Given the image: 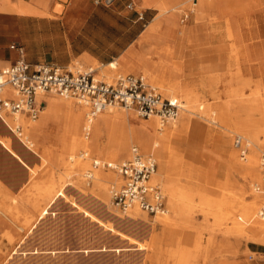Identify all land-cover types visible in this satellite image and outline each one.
<instances>
[{"label": "rangeland", "instance_id": "obj_1", "mask_svg": "<svg viewBox=\"0 0 264 264\" xmlns=\"http://www.w3.org/2000/svg\"><path fill=\"white\" fill-rule=\"evenodd\" d=\"M151 6L148 18L143 20L146 27L149 21L159 13L158 6ZM207 13H209L208 18H232L236 36L231 38L223 36L220 41L213 42L204 35L205 31H201L198 37L189 41L187 32L190 24L187 11H183L177 16L176 39L172 40L164 36L159 46L161 57L166 58L171 66L173 63L180 64L183 66V71L190 73L192 77L198 76L208 80L209 76L218 72L209 67L216 45L218 43L222 45L223 53L230 55L232 54L230 44L241 45L237 38L238 35L242 43L247 45V51L251 53L252 57L255 56V50L264 54V0H215L213 7L207 9ZM150 40L153 39L150 38ZM7 44L9 45L10 41ZM134 53L139 56L142 51L140 49ZM11 54L13 53L9 52V55ZM151 61L165 62L164 59L157 57L149 58V62ZM257 61L261 62V67L252 64L253 68L248 69V63L244 60V75L253 80H262L264 84V65H262L264 58L255 62ZM131 65L137 72L123 71L119 64L117 69H112L108 65L101 66L98 63L92 64L91 67L97 70L98 78L107 81L113 80L119 74L129 72L143 75L142 66ZM177 71L181 75V69ZM226 71L233 73L234 65L226 67ZM145 78L164 95L177 96L184 103L181 94L174 92L172 79H165L163 82L157 83L147 76ZM230 87L231 83L217 84L216 81L209 80L197 82L195 85L204 104L209 103L217 106L220 104V106H225L227 102L231 101L223 94V91ZM254 88V84L245 86L244 97L251 96ZM54 96L61 97L55 94ZM68 99L76 101L74 98ZM202 106H204L203 109L195 108L190 117L195 123L202 125L204 133L208 135L204 137L198 130L194 133L192 130L181 131V140L173 139L172 143L179 146L178 153L183 160L182 167L181 164L173 166L166 175L167 180L178 188L175 198L184 205L188 215L174 216L171 214L167 204L169 193L164 188L162 181H156L161 186L166 198L167 213L163 215L170 217V224L164 227L156 221L158 216H150L137 208L145 216L149 225L154 226L153 230L148 227L133 230L122 227L119 219L125 217L126 213L121 212L112 204L110 194L111 186L115 185L118 180L117 173L102 167L92 168L91 165L93 159L121 162L130 156L120 157L117 160L104 159V157L91 152L82 156L83 148H79L71 155L73 158L70 160L68 150L63 149L56 142L51 131H47L48 133L45 135L37 136L36 143L27 140L20 142L17 139L13 147L8 149L11 156L8 152L0 150V181H4L2 184L10 190H5V192L18 193L22 200H25L27 196L34 198V204L26 201L20 203L19 223L23 222L26 215L32 219H38V221L45 215L47 217L45 221L32 228V233L27 236L20 247H18L17 241L30 224L24 229L11 225L0 227V264H264V243L252 240L249 234L244 237L235 234L232 221L229 220L232 217L230 213L232 205L236 203L232 199L237 196H239L237 202L241 199L252 201L257 198L259 193L261 194L259 198L263 201L259 207L264 205V180L261 175L260 159L264 152L262 146L264 124L260 121L258 140L252 142L245 133L237 131L236 127L232 126L241 119H247L249 117L247 112H236L232 107L227 118L228 124L225 125L218 120L217 116L214 120V117L204 115L205 105L202 104ZM112 109L117 112L128 111L119 106H113ZM129 111L134 113L138 121L146 120L137 116L134 110L129 109ZM181 113L180 111L175 121L164 124V127L178 124ZM39 117L40 113L36 119H31L25 114L17 115V122H15L16 125L21 126L22 137L26 138L27 136L24 135L26 133L25 126L22 124L23 120L29 119L35 123L34 120L37 121ZM151 117L159 122L158 117ZM85 132L89 133V130L85 129ZM237 135H241L249 142L245 156L247 159L242 158L239 150L234 146V138ZM133 146H135L134 143L129 144V155H131ZM139 151L144 154H152L140 148ZM251 155L257 157L258 177H253V174L251 175L246 168ZM77 160L86 161V163L73 165L70 170L65 168L67 162L75 163ZM86 170L90 173L102 170L101 172L105 175L111 174V177L110 175L103 176L104 178L101 179L109 189V191L107 190L108 205L98 204L92 197L95 177L94 174L91 178L85 176L83 173ZM67 173L70 175L68 176ZM74 175L80 177L87 190H81V183L72 179ZM259 178L260 180H258ZM257 185L261 186L260 190L256 189ZM0 191V194L4 192V190ZM187 191H194L192 198L185 197ZM203 192L209 198L226 197L229 202L223 211L225 214L229 213L227 222L216 226L211 215L202 211L198 204ZM72 202L79 203L96 218L83 216L81 212L75 211L70 206ZM33 224L35 225V223ZM211 226L217 228L213 235L209 231ZM6 232L13 235L12 242L5 238ZM124 245L127 246V250L119 252L115 250L116 248L117 250L121 249ZM34 248L45 251L32 254ZM93 248H97V250H92ZM109 248L110 250H102ZM15 250L16 252L13 253Z\"/></svg>", "mask_w": 264, "mask_h": 264}, {"label": "bare ground", "instance_id": "obj_2", "mask_svg": "<svg viewBox=\"0 0 264 264\" xmlns=\"http://www.w3.org/2000/svg\"><path fill=\"white\" fill-rule=\"evenodd\" d=\"M145 1L146 4L158 6L159 13L141 34L139 44L142 54L136 56L134 51H130V55L135 58L133 65L136 64L143 67L142 72L144 77L147 76L157 83L163 82L165 79L173 80L174 92L176 94H181V98L184 102L182 103V113L179 123L164 127V125H161L157 122V119L153 117H149L144 121H138L134 113L129 111V109H127L128 111L126 112H117L110 106L104 108L95 116L90 117L88 106L85 103L68 99L70 97H57L51 93L41 94L38 95V98H44L46 104L40 111L39 119L37 121L34 120L35 123L31 122L29 119L23 120L22 124L25 126L26 134L24 135H27L26 138L22 137V132L19 133L16 130V126H18L16 125L18 114H15L13 117H7L3 114L8 115L9 113L0 112V150L10 154L11 152L8 149L13 147L17 139L20 142L27 140L36 143V140H38L37 136L45 135L48 133L47 131H51L56 142L63 147V149L68 150L70 160L73 158L71 155L79 148H83V152L81 153L82 156L91 152L109 160H117L120 157L125 158L127 156L131 157L128 153L129 144L134 143L135 147L138 149L140 148L145 152H150L155 155L158 162V170L153 175L152 180L154 182H163L164 188L169 193L167 204L171 214L174 216H179L181 214L188 215L184 205L181 204L180 200L175 198V192L178 191V188L168 181L166 177L168 171L173 166L181 164L182 167L183 164L181 155L178 153L179 146L174 145L172 140H181V131L187 132L192 130L194 133L198 130L204 137L208 135L204 133L201 127L202 125H198L190 117V114L195 108L203 109V104L205 105V109L203 110L204 115L206 114L208 117H214V120H216L215 117L217 116L219 117L218 120L222 121L225 125L228 124L227 118L232 107L235 108L236 112H247L249 114L247 119H241V121L236 122L232 126L236 127L237 131L245 133L252 142L257 141L260 123L262 122L264 124V84L262 80H253L244 75L243 63L244 60L247 61L248 69L253 68L252 64L261 67V62L255 61L264 58V54L263 52L255 50V56L252 57L251 53L247 51V45L242 43L239 35L237 38L241 45L235 46L234 43L230 44V50L232 51L230 55L228 53H223L222 45L218 43L213 50V56L209 63V67L216 69L218 72L209 76L208 80L216 81L217 84L231 83V87L223 91L225 97L229 98L231 101L227 102L225 106H220L221 104L218 106L209 103L204 104L196 90L199 87L195 88V85L197 82L208 80L199 78L198 76L192 77L190 73L183 71L182 65L180 66V64L173 63V66H171L166 58L161 57L159 46L162 37L166 36L172 40L176 39V33L178 31L177 16L183 11H187V18L189 19L188 22L190 25L187 32L189 41L198 37L201 31H205L204 35L213 42L220 41L223 36H228L229 38L234 37L236 36L234 32V20H232V18H208L209 13H207V9L213 7L215 0ZM150 38L153 40L151 41ZM148 57L162 58L165 62H149ZM230 65H234L233 73L226 71V67L228 68ZM262 65H264V61H262ZM108 67L117 69L118 63L112 61L108 64ZM178 69H181V75L177 71ZM125 71L137 72L132 65L126 68ZM103 75L106 76V74ZM253 84L255 88L251 96L244 97V87L252 86ZM85 129L89 130V133H86ZM200 133H198V135ZM262 146L264 147V141L262 142ZM85 163L86 161L82 160H77L75 163L67 162L65 168L70 170L73 165H82ZM256 167L257 157L255 155L249 156L246 168L251 175L253 174V177H258L259 174V172L256 171ZM101 171L102 170H97L95 173H91V176L94 174L95 177L94 194L92 197L98 204L108 205L109 198L107 196V190L109 191V189H107L105 183L101 181V179L104 178L103 176L108 177L110 175L111 177V174L105 175ZM88 172L89 171L86 170L83 174L88 176ZM164 173L166 174L164 175ZM67 175L69 176L70 174L67 173ZM117 176L118 180L115 182V185L120 183L119 175L116 174V178ZM72 179L81 183L82 191L87 190L79 176L74 175ZM258 180H260V178ZM3 182L0 181V190H4V192L0 194V227L11 225L24 229L25 226L27 227V225L30 224L26 228L25 233L17 241L18 247H20L27 236L32 233V228L36 227V224L45 221L47 217L45 215L38 221V219L35 220L29 215H26L23 218V222L20 224L18 221L20 218L18 215L20 203L26 201L34 204V198L33 196H27L25 200H22L18 193L5 192V190H10L2 184ZM193 195L194 191H187L185 193L186 198H192ZM259 196H261V194L258 193L257 198L252 201L241 199L237 202L239 196L233 198L232 200L236 203L232 205L233 208L230 210L232 214L231 218L228 216L229 213L225 214L223 211L225 205L229 202L226 197L221 199L209 198L203 192L200 196L198 206L202 211L211 215V219H213V223H215L216 226H220L227 222L229 218L234 226L233 231L235 234L237 233L242 237L249 234L252 240L264 243V219L259 217V206L263 201ZM70 206H72L75 211L81 212L83 216H88L93 219L96 218L95 215H92L90 211L83 208L77 202H72ZM6 208L8 209L5 210ZM124 216L125 217H120L119 222L125 229L133 230L146 227H148V229H154V226L149 225L145 216H143L136 207L130 209ZM156 216H158L156 221L164 225V227L170 224L169 216ZM186 219H188V217H186ZM33 223H35V225ZM216 229L215 226L209 227L211 235L215 234ZM4 236L8 241H13V235L10 232H6ZM126 247L124 245L121 249L117 250L116 248L115 250L118 252L121 250L125 251L127 250ZM92 250H97V248H93ZM102 250L106 251L110 250V248ZM44 251L43 249L34 248L32 254H38ZM15 252L16 250L13 253ZM52 253L55 252L52 251Z\"/></svg>", "mask_w": 264, "mask_h": 264}, {"label": "built area", "instance_id": "obj_3", "mask_svg": "<svg viewBox=\"0 0 264 264\" xmlns=\"http://www.w3.org/2000/svg\"><path fill=\"white\" fill-rule=\"evenodd\" d=\"M127 7L132 6L128 4ZM10 47L23 53L22 48L16 44ZM48 93L85 103L90 117L108 106H119L134 110L137 116L144 119L156 116L164 125L175 121L182 109L179 97L164 95L142 74H119L107 81L98 78L91 68L84 69L75 64L67 67L54 63L33 65L21 55L13 63L0 68V112L25 114L35 119L42 109L41 102L37 100L38 95ZM16 130L21 133V126H16ZM234 146L240 156L245 158L248 140L237 135ZM260 159L264 180V152ZM91 165L92 168L113 170L119 175L120 183L111 186L110 194L112 204L121 212L127 213L136 207L153 217L167 213L166 198L161 186L152 180L157 170L153 154H144L133 146L131 157L126 160L106 162L93 159ZM88 178H91L89 172ZM260 187L257 185L256 189L260 190ZM259 217L264 219V206L259 210Z\"/></svg>", "mask_w": 264, "mask_h": 264}, {"label": "crops", "instance_id": "obj_4", "mask_svg": "<svg viewBox=\"0 0 264 264\" xmlns=\"http://www.w3.org/2000/svg\"><path fill=\"white\" fill-rule=\"evenodd\" d=\"M150 9L145 0H0V65L6 63L0 68L21 55L33 65L79 64L84 69L116 61L124 71L135 59L130 51L141 49L143 20ZM37 100L43 108L45 99Z\"/></svg>", "mask_w": 264, "mask_h": 264}]
</instances>
